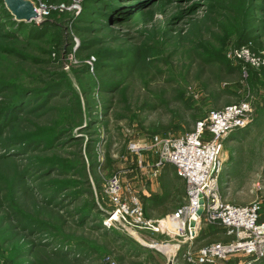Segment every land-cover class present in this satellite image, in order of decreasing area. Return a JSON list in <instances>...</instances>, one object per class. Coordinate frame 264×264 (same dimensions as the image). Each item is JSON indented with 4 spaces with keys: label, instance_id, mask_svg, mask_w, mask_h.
<instances>
[{
    "label": "rangeland",
    "instance_id": "rangeland-1",
    "mask_svg": "<svg viewBox=\"0 0 264 264\" xmlns=\"http://www.w3.org/2000/svg\"><path fill=\"white\" fill-rule=\"evenodd\" d=\"M31 1L44 10L19 27L0 0V264H169L174 236L103 224L106 182L160 225L185 196L153 138L240 102L252 115L221 143L219 193L264 222V65L230 56L264 57V0ZM218 231L201 221L195 247Z\"/></svg>",
    "mask_w": 264,
    "mask_h": 264
},
{
    "label": "built area",
    "instance_id": "built-area-1",
    "mask_svg": "<svg viewBox=\"0 0 264 264\" xmlns=\"http://www.w3.org/2000/svg\"><path fill=\"white\" fill-rule=\"evenodd\" d=\"M40 10L42 12L44 9L39 7ZM39 16L34 19L36 22ZM230 56L255 67L264 65L263 56L255 57L244 47L234 48ZM251 115V104L240 102L219 111H211L181 137H154L152 148L157 155L155 167L173 166L185 183V204L176 212L166 215L159 222L160 225L145 220L137 198L133 196L129 202L125 201L119 179L113 176L106 182L104 195L114 210L106 212L107 218L103 224L107 228L120 225L135 231L157 232L160 229L164 235L174 236L181 246H186L184 250L179 244L175 246L171 257L174 262L177 253L185 264H216L237 254L249 257L252 261L263 259L264 222L259 218V203L252 202L244 206L229 204L221 198L218 186L221 143L230 133L245 128ZM201 221L221 228L231 240L196 248L193 242ZM172 261L169 260V264Z\"/></svg>",
    "mask_w": 264,
    "mask_h": 264
},
{
    "label": "water",
    "instance_id": "water-1",
    "mask_svg": "<svg viewBox=\"0 0 264 264\" xmlns=\"http://www.w3.org/2000/svg\"><path fill=\"white\" fill-rule=\"evenodd\" d=\"M1 2L13 21L18 24L29 23L39 16V11L31 0H1Z\"/></svg>",
    "mask_w": 264,
    "mask_h": 264
},
{
    "label": "trees",
    "instance_id": "trees-1",
    "mask_svg": "<svg viewBox=\"0 0 264 264\" xmlns=\"http://www.w3.org/2000/svg\"><path fill=\"white\" fill-rule=\"evenodd\" d=\"M1 3H2V2H1ZM5 12H6L7 16L10 17V18L12 19V17L8 14V12H7L6 10H5ZM12 21H13V19H12ZM13 23H16V22L13 21ZM16 24H17V26L20 27L21 25H23V24H27V23H21V24L16 23ZM183 185H184V191H182V189H181L182 197L185 196V183H184V181H183ZM164 199H165L164 196L161 195L160 198L158 199V200H159L158 203H160V205H163V203H164ZM155 205H156V202L154 201V202L152 203V206L154 207ZM165 214H166L165 211H162V212L160 213V215H163V216H164ZM167 214H168V213H167ZM217 228H218V227H217ZM218 229H221V228H218ZM221 230H222V229H221ZM221 230H220V231H221ZM220 231H218L217 233H219ZM221 232H222V231H221ZM214 233H216V232H214ZM214 233H212V235H213ZM224 240H225V241L222 242V243L229 242L231 239H230V238H229V239H228V238H227V239L225 238ZM209 244H210V243H209Z\"/></svg>",
    "mask_w": 264,
    "mask_h": 264
},
{
    "label": "crops",
    "instance_id": "crops-1",
    "mask_svg": "<svg viewBox=\"0 0 264 264\" xmlns=\"http://www.w3.org/2000/svg\"><path fill=\"white\" fill-rule=\"evenodd\" d=\"M170 170L175 174V171H174L173 169L170 168ZM170 170H169V171H170ZM181 180H182V179H181ZM182 183H183V180H182ZM165 215H167V213H166ZM165 215H164V216H165ZM162 216H163V215H162ZM220 230H221V229H220ZM221 231L224 232V230H221Z\"/></svg>",
    "mask_w": 264,
    "mask_h": 264
},
{
    "label": "bare ground",
    "instance_id": "bare-ground-1",
    "mask_svg": "<svg viewBox=\"0 0 264 264\" xmlns=\"http://www.w3.org/2000/svg\"><path fill=\"white\" fill-rule=\"evenodd\" d=\"M159 249H161V250H163L164 251V249H162V248H159ZM166 251H169V250H167V249H165ZM169 252H171V251H169Z\"/></svg>",
    "mask_w": 264,
    "mask_h": 264
}]
</instances>
